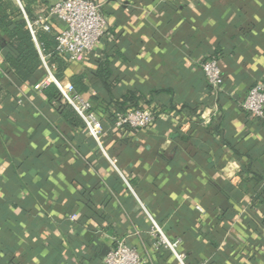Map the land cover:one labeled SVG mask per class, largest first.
Wrapping results in <instances>:
<instances>
[{
	"label": "crops",
	"instance_id": "1",
	"mask_svg": "<svg viewBox=\"0 0 264 264\" xmlns=\"http://www.w3.org/2000/svg\"><path fill=\"white\" fill-rule=\"evenodd\" d=\"M98 1L109 29L89 58H68L60 79L95 72L110 57L112 93L88 75L82 93L101 100L102 145L128 183L37 81L5 82L0 264H100L119 241L147 264H179L154 246L142 205L181 239L189 264H264V119L242 106L264 81V0ZM213 57L224 74L216 90L202 69ZM8 69L0 48L1 74ZM131 93L141 96L137 106L155 108L151 127L114 126Z\"/></svg>",
	"mask_w": 264,
	"mask_h": 264
},
{
	"label": "built area",
	"instance_id": "2",
	"mask_svg": "<svg viewBox=\"0 0 264 264\" xmlns=\"http://www.w3.org/2000/svg\"><path fill=\"white\" fill-rule=\"evenodd\" d=\"M15 2L20 7L35 41L38 28L50 30L53 26L52 20L61 24L55 50L58 55L71 60L89 58L109 29L108 18L102 10V3L98 0H56L49 6L46 14H39L34 20L28 17L23 0H15ZM37 46L45 74L36 82L35 88L42 90L44 87L54 84L63 98L81 117L87 134L97 142L105 156L108 157L102 145V120L95 110L92 100L87 94L77 91L73 83L63 82L58 78L55 75V66L49 63V55L43 53L38 43ZM202 69L211 88L218 89L224 80L218 59L213 57L207 60L202 64ZM2 86L3 80L0 72V89ZM242 106L256 119H264V81L257 83L249 90ZM155 121L156 110L153 106H131L124 111L114 113V126L117 129L149 128ZM108 159L128 183L118 168L116 160L109 157ZM142 206L151 221L154 246L169 250L179 264H189L186 253L180 250L181 239L170 238L160 222L147 211L144 205ZM197 209L203 210L200 206ZM78 216V213L75 212L71 215V219L76 220ZM100 264H147V259L139 253L135 246H131L125 241H119L104 256Z\"/></svg>",
	"mask_w": 264,
	"mask_h": 264
},
{
	"label": "trees",
	"instance_id": "3",
	"mask_svg": "<svg viewBox=\"0 0 264 264\" xmlns=\"http://www.w3.org/2000/svg\"><path fill=\"white\" fill-rule=\"evenodd\" d=\"M49 2V0H23L25 11L31 20H34L39 15L38 9H40V6H45ZM57 26H52L50 30L38 28L35 34V41L27 26L26 19L15 0H0V31L7 40V44L5 46L0 44V48L4 51L5 62L9 66L7 75H2L3 85H5V82L20 85L39 81L44 69L37 43L43 53L49 55L50 65L55 66V75L58 78L64 76L69 63L67 57L58 55L55 50L57 35L61 27L58 23ZM85 75H88L91 79H96V81H101L106 91L110 94L112 93L115 81L111 82L113 71L108 55L102 56L97 60L95 72L89 71L84 74H73L70 76L71 82L79 92H83L86 88ZM42 92L47 101L56 108L68 124L74 127H84L79 114L63 98L54 84L44 87ZM140 97L133 93L125 96L121 103L124 104L123 107L117 111H124L131 106H137ZM90 99L94 105L101 101L98 97H91Z\"/></svg>",
	"mask_w": 264,
	"mask_h": 264
},
{
	"label": "water",
	"instance_id": "4",
	"mask_svg": "<svg viewBox=\"0 0 264 264\" xmlns=\"http://www.w3.org/2000/svg\"><path fill=\"white\" fill-rule=\"evenodd\" d=\"M109 250H110V249H108L106 253H108V252H109Z\"/></svg>",
	"mask_w": 264,
	"mask_h": 264
},
{
	"label": "rangeland",
	"instance_id": "5",
	"mask_svg": "<svg viewBox=\"0 0 264 264\" xmlns=\"http://www.w3.org/2000/svg\"><path fill=\"white\" fill-rule=\"evenodd\" d=\"M56 0H54V2H55Z\"/></svg>",
	"mask_w": 264,
	"mask_h": 264
}]
</instances>
